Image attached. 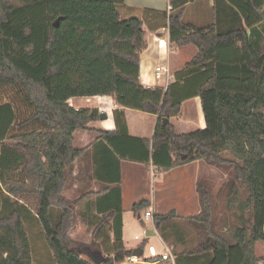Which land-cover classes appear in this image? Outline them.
<instances>
[{
	"label": "trees",
	"instance_id": "trees-1",
	"mask_svg": "<svg viewBox=\"0 0 264 264\" xmlns=\"http://www.w3.org/2000/svg\"><path fill=\"white\" fill-rule=\"evenodd\" d=\"M191 1L170 0L174 14L167 20L177 47L197 48L180 74L201 76L193 96L201 100L206 127L180 135L171 119L185 99L173 98L169 88L142 84L144 23L121 20L118 8L124 0H0V264H33L20 212L1 213L8 198L35 212L55 264H122L131 258L133 250L122 239L119 192L114 198L105 186L76 200L64 195L76 162L95 165L99 180L117 184L122 160L165 171L201 161L226 174L231 197L221 215L210 182L198 181L201 210L185 218L195 230L196 245L185 253H211L210 264H264L256 252L264 242V44L258 28L264 24V0H212L215 23L204 28L183 23ZM94 97L157 115L153 140L129 137L126 124L117 119V131H98L94 144L76 149L75 132L88 130L100 112L75 109L69 102ZM243 193L240 213L230 214ZM93 196L101 198L99 204H112L93 229L94 252L70 236L82 217L78 206ZM147 206L135 204L133 212L138 217ZM175 219L173 210L155 215L154 226ZM101 241L112 242L113 256L100 252ZM139 248L145 253L146 245Z\"/></svg>",
	"mask_w": 264,
	"mask_h": 264
},
{
	"label": "crops",
	"instance_id": "crops-1",
	"mask_svg": "<svg viewBox=\"0 0 264 264\" xmlns=\"http://www.w3.org/2000/svg\"><path fill=\"white\" fill-rule=\"evenodd\" d=\"M169 6L170 0H124V4L119 6L118 9L121 20L138 18L144 23L147 46L141 53L140 79L142 84L149 88H164L163 82L161 80H156L154 75L161 67H169L171 73L175 76V80H173L167 88H169L173 98L182 97L185 99L182 103L180 114L171 119L176 133L181 135L205 129L206 122L201 100L199 97L193 96V90L202 80L201 76L195 74L182 77V74H180L185 65L197 54V48L192 45L187 47H177L175 45L173 40L175 36L170 32L167 20L168 17L174 14V11H169ZM190 13L193 15V20L187 19ZM209 18L211 21L209 25L201 26L198 24V22L201 23L202 21L209 20ZM183 23L193 24L201 28L213 25L215 23L213 1L193 0L186 4L184 7ZM191 47H195V49H191ZM167 88L164 89L166 90ZM90 99L74 98L70 101L79 105H84L86 100ZM91 100L95 102V106L91 108H97L100 113H105L107 119H99L96 122L90 123L86 131H76L74 134V146L76 149H85L94 144L100 137L98 131H117V119L126 124L129 137L153 140L158 121L157 115L123 108L117 105L111 97H94ZM87 107L88 106H85L83 108ZM117 144L120 145L119 140ZM120 170L121 181L117 184H110L111 180H107L108 178L99 180L100 178L97 176L95 165L88 167L84 162L75 163L72 176L85 178L87 187L90 188V186H92L88 191H99L103 187L109 186L111 189L110 192L112 191V196L114 198H116L119 192L123 210V243L127 241V231L134 228L136 224L134 221L130 222L126 218L128 213L131 211L133 212V206L135 204L147 202L148 206L146 210H152L154 216L165 215L172 210L176 212L177 218H187L196 215L201 210L197 183L199 180L205 179L208 181L212 180L214 183L213 178L217 173L216 168L201 161H194L165 171L153 164H142L122 160ZM109 175V173H105L106 177ZM128 175H130L129 178ZM114 177L115 174L113 175V178ZM100 199L101 198L93 196L81 205L84 207L81 218L85 217L88 221L87 224L93 227V229L95 224L93 221L90 222V216L96 220L98 218L102 219L109 211L108 205H112L105 200L101 202L102 204H99ZM143 212L145 213V211L141 210L138 217L133 212L134 217L140 221L139 218L144 215ZM140 222L145 224L143 221ZM149 222L154 223V218ZM190 230L191 229H184L183 231L185 234L180 237L190 241V237L188 236L191 232ZM134 237L135 240L140 239H136L137 235ZM180 237L179 242L182 245ZM190 243V245L194 247L196 238L191 240ZM150 245L149 247H151ZM163 245L165 246L164 251L162 253L157 252L158 260L149 262V264H167L169 260H162L161 255L166 253L167 250L170 252V248L165 243H163ZM259 246L264 249V242L258 244V247ZM178 247H180V245ZM185 251L186 250L182 251L180 249L175 256L170 253L173 257L172 264H210L213 259L211 253L188 255ZM133 256L134 254H132V257ZM132 257L130 258L131 262H133ZM152 258L155 257L150 255L149 259ZM139 262L140 261H136L133 262V264H139ZM122 264H127V260Z\"/></svg>",
	"mask_w": 264,
	"mask_h": 264
},
{
	"label": "rangeland",
	"instance_id": "rangeland-1",
	"mask_svg": "<svg viewBox=\"0 0 264 264\" xmlns=\"http://www.w3.org/2000/svg\"><path fill=\"white\" fill-rule=\"evenodd\" d=\"M193 7V6H192ZM193 15L190 13L187 16L188 20H193L192 17ZM211 22L210 18L209 20L202 21L201 23L198 22L201 26H207ZM222 28H225L226 26L221 25ZM258 28L261 31V41L264 44V24L259 25ZM191 49H195V47H191ZM192 56V55H190ZM92 99V98H91ZM86 100L84 105H79L74 102H71L72 107L81 109L85 106H88L87 108H91L95 106V102L92 103L93 100ZM72 100V99H71ZM89 104V105H88ZM12 144V143H9ZM216 176L213 178L214 183L212 180H209L210 184L212 185L213 188V195L215 197V203L218 207L217 213L221 215V213H227L228 210H226V205L229 201V196L231 197L229 190L226 191V182L228 180V177L226 174L222 173L221 171L217 170V173L215 174ZM130 175H128V178ZM87 181L85 178H78V177H73L71 178V181L69 183V188L68 190L64 193V195L70 199V200H76L78 197H80L84 192H87L88 189H90L92 186L87 187ZM0 191L3 193V189L0 187ZM228 196V197H227ZM246 198V194L243 193L240 195L239 199L237 202L233 203V206L229 209L230 214H239V204L243 202ZM5 199V197H4ZM7 200L5 202L4 210L1 211L3 216L8 215L10 212H12L15 209H18L20 212L22 219H23V224L26 230V233L29 237L30 240V245L32 248V257H33V264H55L53 260V255L49 249V246L47 244V240L42 232L41 226L39 224L37 215L35 212L31 209V207L21 201V200H15L13 198H8L5 199ZM25 206V207H22ZM27 208V209H26ZM31 209V210H29ZM78 209L80 213H83L84 207L79 205ZM146 208L143 209V211H147ZM55 209L51 210V215L53 217ZM82 211V212H81ZM227 211V212H226ZM144 214V212H143ZM89 217L88 215H86ZM84 218V219H83ZM78 217L76 221V228L75 230L70 234L71 238L81 244H86V245H91L92 247L90 250L92 252L97 250L96 245L94 244V239L92 238V233H93V227L88 225L86 222L87 219L85 217ZM126 218L130 222H135V227L131 228L129 231L126 233V243H124L126 249L130 250H135L138 248L141 244L146 245V251L139 259V264H149L146 260L149 259L150 253H149V245L154 246L157 250L158 253H162L165 249V246L163 243H165L167 246L170 248V253L175 256L178 254V250H189L190 248H193L192 245H190V241L195 239V230L193 227L189 226L188 224L185 223V218H177L175 221L170 222L169 224H166L162 226L161 228L157 229L154 227L153 222H145V224L141 223L137 218L134 217V213L131 211L126 215ZM86 219V220H85ZM100 219V218H98ZM97 219V220H98ZM96 219H93L90 216V222L93 221L94 224L97 223ZM55 222V220L53 219ZM233 224V222L231 223ZM238 224V222L234 221L233 226ZM233 226L228 230H224L225 234H229L230 230L233 229ZM152 229L155 231V236H152L150 238L146 237V230ZM184 229H191L190 234L188 235L190 237L189 240H184L180 236H184L185 232L183 231ZM135 235H137L140 239L135 240ZM179 237L182 242H179ZM188 237V238H189ZM111 241L114 242L113 236H111ZM105 242V241H104ZM100 242L103 246V248L100 249V252L106 256V257H111L114 254V247L112 246V242H110L109 245H106V243ZM261 244V243H259ZM176 245V246H175ZM180 245V247H178ZM196 245V244H195ZM172 248V249H171ZM257 255L260 257H264V249L261 248L260 246L256 249ZM83 259L92 262V259L86 255L82 256ZM127 264H133V262L130 261V258L127 259ZM167 264H172V260H169Z\"/></svg>",
	"mask_w": 264,
	"mask_h": 264
},
{
	"label": "built area",
	"instance_id": "built-area-1",
	"mask_svg": "<svg viewBox=\"0 0 264 264\" xmlns=\"http://www.w3.org/2000/svg\"><path fill=\"white\" fill-rule=\"evenodd\" d=\"M169 11L172 10V6L170 5L169 8H168ZM155 79L156 80H161L163 82V87L164 88H167L170 83L175 80V76L171 73L169 67H161L159 70H157L155 72ZM154 218V215H153V212L152 210L148 209L143 216H140V221H143V222H149L151 221L152 219ZM147 231V230H146ZM136 239H139V237L137 236ZM149 253L152 257H157L158 256V253L155 249V247L151 246L149 247ZM161 259L164 260V261H167V260H172L173 257L171 256L170 252L167 250L166 253H163L161 255ZM132 261L133 262H136V261H139V258L137 256H133L132 257Z\"/></svg>",
	"mask_w": 264,
	"mask_h": 264
},
{
	"label": "water",
	"instance_id": "water-1",
	"mask_svg": "<svg viewBox=\"0 0 264 264\" xmlns=\"http://www.w3.org/2000/svg\"><path fill=\"white\" fill-rule=\"evenodd\" d=\"M55 27H59V20H57L55 22ZM100 119L101 120L107 119V115L105 113H100ZM154 235H155V231L154 230L149 229V230L146 231V237L147 238H150V237H152ZM133 254H134V256H137L138 258H141L144 255V251L142 249L138 248V249L133 251Z\"/></svg>",
	"mask_w": 264,
	"mask_h": 264
},
{
	"label": "bare ground",
	"instance_id": "bare-ground-1",
	"mask_svg": "<svg viewBox=\"0 0 264 264\" xmlns=\"http://www.w3.org/2000/svg\"><path fill=\"white\" fill-rule=\"evenodd\" d=\"M93 101H94V100H93ZM93 101H92V102H93ZM88 105H89V104H88Z\"/></svg>",
	"mask_w": 264,
	"mask_h": 264
}]
</instances>
